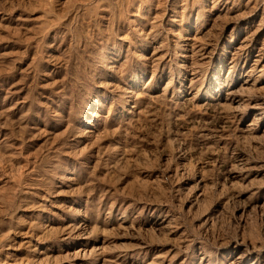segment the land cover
<instances>
[{"label":"rangeland","instance_id":"374dc122","mask_svg":"<svg viewBox=\"0 0 264 264\" xmlns=\"http://www.w3.org/2000/svg\"><path fill=\"white\" fill-rule=\"evenodd\" d=\"M0 264H264V0H0Z\"/></svg>","mask_w":264,"mask_h":264}]
</instances>
